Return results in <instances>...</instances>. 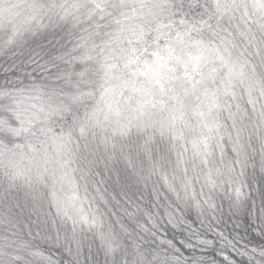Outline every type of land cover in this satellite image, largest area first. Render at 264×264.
I'll use <instances>...</instances> for the list:
<instances>
[{
	"label": "snow or ice",
	"instance_id": "obj_1",
	"mask_svg": "<svg viewBox=\"0 0 264 264\" xmlns=\"http://www.w3.org/2000/svg\"><path fill=\"white\" fill-rule=\"evenodd\" d=\"M0 264H264V0H0Z\"/></svg>",
	"mask_w": 264,
	"mask_h": 264
}]
</instances>
